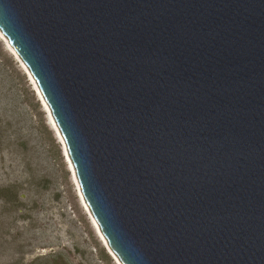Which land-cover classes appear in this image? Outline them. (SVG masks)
I'll return each instance as SVG.
<instances>
[{"label":"water","instance_id":"95a60500","mask_svg":"<svg viewBox=\"0 0 264 264\" xmlns=\"http://www.w3.org/2000/svg\"><path fill=\"white\" fill-rule=\"evenodd\" d=\"M0 29L123 264H264V0H0Z\"/></svg>","mask_w":264,"mask_h":264},{"label":"rangeland","instance_id":"374dc122","mask_svg":"<svg viewBox=\"0 0 264 264\" xmlns=\"http://www.w3.org/2000/svg\"><path fill=\"white\" fill-rule=\"evenodd\" d=\"M0 264H115L32 85L1 38Z\"/></svg>","mask_w":264,"mask_h":264},{"label":"bare ground","instance_id":"6f19581e","mask_svg":"<svg viewBox=\"0 0 264 264\" xmlns=\"http://www.w3.org/2000/svg\"><path fill=\"white\" fill-rule=\"evenodd\" d=\"M0 38L4 42L7 50L20 63L22 69L24 70V72H25V74L27 76L28 81L32 85L33 90L35 91V94L37 95V97H38V99H39V101H40V103L42 105V108H43L44 112L47 115V119L49 120V123H50L53 131L55 132V135L58 138L59 143L61 145L62 153H63L64 159H65V162L67 163V167L69 169V172L71 173V177H72L74 186L76 188V192H77L78 198H79L83 208L87 212V214L89 216V219L91 220L92 226H93V228L95 230V233H96L98 239L102 242L103 246L107 249L108 254L110 255L112 261L115 264H123L121 262V260L119 259V257L117 256V254L110 247L107 238L104 236L99 223L95 219V217H94V215H93V213H92V211L90 209V206L88 205V203H87V201L85 199V196H84L83 191H82L81 184H80L78 176H77V170H76L74 162H73V160H72V158L70 156V153H69L68 146H67V143L65 141V138H64V136H63V134H62V132H61V130H60L55 118H54L53 112H52L49 104L47 103L44 95L41 92V89L38 86L37 81L35 80V78L32 75L30 69L28 68V66L24 63V61L21 59V57L17 54V52L11 46L8 38L3 34L1 29H0Z\"/></svg>","mask_w":264,"mask_h":264}]
</instances>
